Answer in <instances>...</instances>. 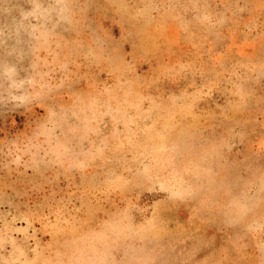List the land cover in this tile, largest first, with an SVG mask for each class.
Returning a JSON list of instances; mask_svg holds the SVG:
<instances>
[{
	"label": "rangeland",
	"instance_id": "1",
	"mask_svg": "<svg viewBox=\"0 0 264 264\" xmlns=\"http://www.w3.org/2000/svg\"><path fill=\"white\" fill-rule=\"evenodd\" d=\"M0 264H264V0H0Z\"/></svg>",
	"mask_w": 264,
	"mask_h": 264
}]
</instances>
